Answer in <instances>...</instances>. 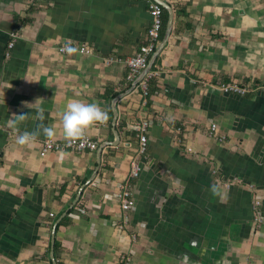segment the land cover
Returning a JSON list of instances; mask_svg holds the SVG:
<instances>
[{"label":"crops","instance_id":"obj_1","mask_svg":"<svg viewBox=\"0 0 264 264\" xmlns=\"http://www.w3.org/2000/svg\"><path fill=\"white\" fill-rule=\"evenodd\" d=\"M166 1L174 27L146 93L148 72L128 79L126 59L145 43L147 0H0V264H53L52 228L65 212L57 264H127L123 257L128 264H264V224L255 232L252 210L254 193L264 209V0ZM65 44L75 51L62 53ZM82 44L94 53H81ZM153 78L158 89L150 93ZM231 81L250 89L241 95L217 86ZM117 96L120 138L108 144L116 140ZM71 99L108 111L85 132L98 148L42 154L47 139H68L60 110ZM143 119L151 125L140 176L131 180L137 205L120 229L116 194L129 179L139 149L133 126ZM43 125L56 134L47 137ZM37 128L32 147L16 142Z\"/></svg>","mask_w":264,"mask_h":264},{"label":"built area","instance_id":"obj_2","mask_svg":"<svg viewBox=\"0 0 264 264\" xmlns=\"http://www.w3.org/2000/svg\"><path fill=\"white\" fill-rule=\"evenodd\" d=\"M148 9L151 16V23L147 30L146 40L138 50L134 53V55L130 56L126 59V62L129 66L128 71V79L133 80L140 72H142L145 68H147L150 58L158 45L162 40V31L164 27V13L165 8L156 0H147ZM33 5L37 4L36 0H33ZM18 37V32L14 31L11 33V38L8 41L6 50V56H10L11 49L15 46L16 40ZM68 44L60 46V51L65 53L67 50ZM79 51L83 54H92L94 53L93 48H91L87 44H82L79 46ZM112 58H109L108 61L111 62ZM159 74L158 69H150L147 73L146 79L143 80V86L146 89L147 93V85L148 80L151 77H155ZM223 92L237 93L244 95L249 91V86H244L236 81L231 82H220L218 85ZM258 86V85H256ZM259 88L264 89V85L258 86ZM151 125L149 120H140L135 123L133 126L139 140V149L136 157L131 158V170L129 174V179L124 181L120 185V189L116 194V198L120 202L121 208L123 210L121 223H119L118 227L123 229L129 221V213L132 209H134L137 205V201L134 194V189L132 187L131 180L140 176L141 166H140V156L144 155L148 152V130ZM181 127H177V131H181ZM218 130V123L212 122L210 126V135L216 137ZM219 139H225V136H219ZM178 142H181V138L178 136L176 138ZM99 146L98 140L94 139L90 134L85 133L82 137L76 139H66L63 141H56L53 139H47L42 144V154H46L50 151L56 152H64L68 149L83 151V150H96ZM188 151L194 152V148L188 146ZM212 172L217 174L218 169L213 168ZM236 179V178H235ZM234 181V180H233ZM236 181V180H235ZM232 184V179L226 181V186H230ZM252 202V210H253V228L255 232H259L264 224V209H263V196L260 193H254ZM122 260L124 262L129 263V258L123 257Z\"/></svg>","mask_w":264,"mask_h":264},{"label":"clouds","instance_id":"obj_3","mask_svg":"<svg viewBox=\"0 0 264 264\" xmlns=\"http://www.w3.org/2000/svg\"><path fill=\"white\" fill-rule=\"evenodd\" d=\"M163 38V37H162ZM66 50L71 53L75 51L72 46H67ZM38 114L41 120L44 119V109L40 107ZM25 113L18 114L11 118L9 126L17 127L19 122L24 119ZM60 117L64 136L69 139H76L85 135L86 130L98 121L108 119V111L96 101L86 102L80 99H71L60 110ZM40 129L21 132L16 137V142L20 145L32 147L39 135ZM43 132L47 137H53L56 129L51 125H43Z\"/></svg>","mask_w":264,"mask_h":264},{"label":"water","instance_id":"obj_4","mask_svg":"<svg viewBox=\"0 0 264 264\" xmlns=\"http://www.w3.org/2000/svg\"><path fill=\"white\" fill-rule=\"evenodd\" d=\"M156 1L159 2L168 12L167 24H166V28H165V32H164L163 38H162L160 44L158 45V47L156 48V50L154 51V53L152 54V56L150 58V61H149V64H148L147 68H145V70L143 71V74H142L141 78H143L145 76V74L148 72V70H150L153 67L154 62L159 57V55L162 52V50L164 49V47L168 44V42L170 40V37H171V34H172V31H173V27H174V18H175L174 7L169 2H167L166 0H156ZM138 81L139 80H137L134 84L138 83ZM120 97L121 96H117L116 98H114L113 103H112L113 112H114L112 127H113V130H114L115 136H116V140H114L112 142H109L108 144H117L118 141H119V138H120L119 137V133L117 131V127H116L117 119H118V110H117V107H116V102H117L118 99H120ZM101 150H102V147L100 148L99 152H101ZM95 176H96V172H94V174L91 176V178L85 184H83L81 186V188H80V190L78 192V195L76 196V199L74 200V204L72 205V207L80 199V196L82 194L83 189L86 187L87 184H89L94 179ZM66 213L67 212H65L64 215ZM62 217L59 218L55 222V224H54V226L52 228L50 255H51V259H52L53 264H57V258H56V255H55L56 233H57V226H58L60 220L62 219Z\"/></svg>","mask_w":264,"mask_h":264},{"label":"trees","instance_id":"obj_5","mask_svg":"<svg viewBox=\"0 0 264 264\" xmlns=\"http://www.w3.org/2000/svg\"><path fill=\"white\" fill-rule=\"evenodd\" d=\"M167 18H168V12H167V10L165 9V13H164V27H163V31H162V35H164V32H165V28H166V24H167ZM159 62V57L156 59V61H155V63H154V66H153V69H155V65L157 64ZM156 79L155 78H153V79H151L150 80V93H153V92H156L157 91V89H158V87L156 86ZM152 86V87H151ZM154 86V87H153ZM114 96H115V94H113ZM74 209H75V207L74 208H72L70 211H69V213L70 212H72V211H74ZM65 221H67V216H65L64 218H63V220H62V222L59 224V225H61V224H63ZM58 225V226H59ZM59 242H58V240H56V243H55V249H56V252L58 251V249H59Z\"/></svg>","mask_w":264,"mask_h":264},{"label":"bare ground","instance_id":"obj_6","mask_svg":"<svg viewBox=\"0 0 264 264\" xmlns=\"http://www.w3.org/2000/svg\"><path fill=\"white\" fill-rule=\"evenodd\" d=\"M138 233V232H137ZM127 238V237H126Z\"/></svg>","mask_w":264,"mask_h":264}]
</instances>
